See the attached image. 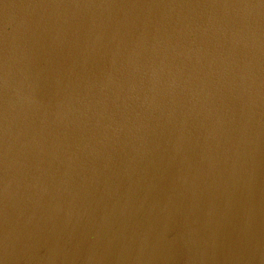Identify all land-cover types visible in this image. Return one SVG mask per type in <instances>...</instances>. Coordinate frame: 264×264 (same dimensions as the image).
Instances as JSON below:
<instances>
[{"label":"water","instance_id":"water-1","mask_svg":"<svg viewBox=\"0 0 264 264\" xmlns=\"http://www.w3.org/2000/svg\"><path fill=\"white\" fill-rule=\"evenodd\" d=\"M0 264H264V0H0Z\"/></svg>","mask_w":264,"mask_h":264}]
</instances>
